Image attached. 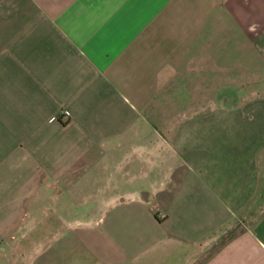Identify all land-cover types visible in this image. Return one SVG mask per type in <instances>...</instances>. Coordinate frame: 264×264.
<instances>
[{"label":"crops","instance_id":"1","mask_svg":"<svg viewBox=\"0 0 264 264\" xmlns=\"http://www.w3.org/2000/svg\"><path fill=\"white\" fill-rule=\"evenodd\" d=\"M263 80L264 0H0V264L87 189L90 264H264Z\"/></svg>","mask_w":264,"mask_h":264},{"label":"rangeland","instance_id":"2","mask_svg":"<svg viewBox=\"0 0 264 264\" xmlns=\"http://www.w3.org/2000/svg\"><path fill=\"white\" fill-rule=\"evenodd\" d=\"M256 88L259 91H264V80ZM83 180L80 179L75 185L84 189ZM74 192L76 190L65 191L62 198L65 204H73L72 209L48 212L47 224L43 232L44 239L42 238L38 244H35L38 248L36 251L43 254L42 257H45L47 264H90L85 258L86 255L90 254L89 246L83 241L86 240L85 235L88 231L85 227L76 226L75 220L92 221L96 219V214L100 209L98 203L88 205V203L83 202L82 198L93 196L94 191H89V189L85 192L77 191L76 198L72 197Z\"/></svg>","mask_w":264,"mask_h":264}]
</instances>
